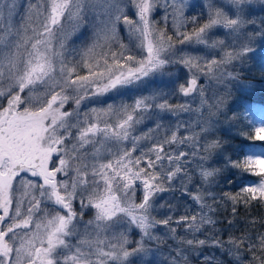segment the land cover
Instances as JSON below:
<instances>
[{
    "label": "snow or ice",
    "instance_id": "1",
    "mask_svg": "<svg viewBox=\"0 0 264 264\" xmlns=\"http://www.w3.org/2000/svg\"><path fill=\"white\" fill-rule=\"evenodd\" d=\"M256 8L0 0V264H264V155L223 139L264 144Z\"/></svg>",
    "mask_w": 264,
    "mask_h": 264
},
{
    "label": "trees",
    "instance_id": "2",
    "mask_svg": "<svg viewBox=\"0 0 264 264\" xmlns=\"http://www.w3.org/2000/svg\"><path fill=\"white\" fill-rule=\"evenodd\" d=\"M243 82L250 83L254 87L252 90H246L241 88H237L234 93V100L230 102V107L233 110H239L244 105H264V73L261 72L260 68L257 66L255 62L251 64L250 67L246 68L243 74ZM243 128L248 131H251V134L248 137H252L254 135V129L247 128V126L243 123ZM241 127V126H240ZM242 136L232 137V134L228 133L227 130H224L223 139L227 141L226 148L228 149V153L231 155L240 154L243 155L245 151L251 152L254 145L258 141H253L252 139H242ZM260 143V142H258ZM220 166V165H217ZM231 176V172H224L223 176L220 177L221 186L228 190L231 188L230 184L225 183L227 178ZM238 215L241 220V223L244 222V217L246 215L245 210L240 208L238 210ZM251 215L259 218L261 215H264V208H254L251 211ZM229 216V211H225L224 209L220 210V213L217 216V228L221 231L225 230L227 227L226 217Z\"/></svg>",
    "mask_w": 264,
    "mask_h": 264
},
{
    "label": "rangeland",
    "instance_id": "3",
    "mask_svg": "<svg viewBox=\"0 0 264 264\" xmlns=\"http://www.w3.org/2000/svg\"><path fill=\"white\" fill-rule=\"evenodd\" d=\"M254 14L257 15V16H264V12H260V11H259V8L254 9ZM165 79H167V78H165ZM239 89L241 90V88H239ZM233 100H234V99H233ZM233 100H232V101H233ZM229 106H230V105H229ZM258 106H264V105H258ZM244 124L247 126V128H250V127L247 125V122H244ZM239 126L244 127L243 124H240ZM224 130H227L228 133L232 134V137H234V138H235V137H238V136H241V135L236 134V129H235V127L231 128V129L225 128ZM248 133L251 134V131H248ZM248 133H247V136L249 135ZM242 137H243V136H242ZM242 139H244V137H243ZM258 142H259V141H258ZM258 142L255 143L256 146H254L253 149L250 150L251 152H249V154H251V155H264V144H260V145H259ZM146 259H151V257H148V258H146ZM137 264H140V261H139V260H137Z\"/></svg>",
    "mask_w": 264,
    "mask_h": 264
}]
</instances>
